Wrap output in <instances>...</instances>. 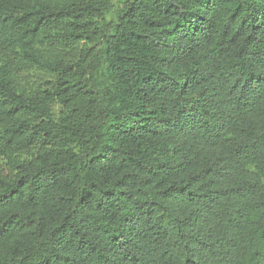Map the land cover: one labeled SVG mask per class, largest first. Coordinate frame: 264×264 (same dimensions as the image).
Here are the masks:
<instances>
[{
  "label": "trees",
  "instance_id": "1",
  "mask_svg": "<svg viewBox=\"0 0 264 264\" xmlns=\"http://www.w3.org/2000/svg\"><path fill=\"white\" fill-rule=\"evenodd\" d=\"M0 264H264V0H0Z\"/></svg>",
  "mask_w": 264,
  "mask_h": 264
},
{
  "label": "rangeland",
  "instance_id": "2",
  "mask_svg": "<svg viewBox=\"0 0 264 264\" xmlns=\"http://www.w3.org/2000/svg\"><path fill=\"white\" fill-rule=\"evenodd\" d=\"M58 110V106H55V111H57Z\"/></svg>",
  "mask_w": 264,
  "mask_h": 264
}]
</instances>
